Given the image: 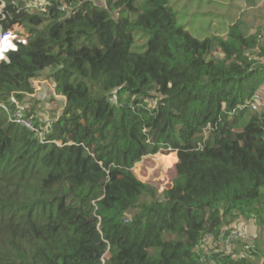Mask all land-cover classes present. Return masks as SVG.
I'll list each match as a JSON object with an SVG mask.
<instances>
[{"label": "trees", "instance_id": "trees-1", "mask_svg": "<svg viewBox=\"0 0 264 264\" xmlns=\"http://www.w3.org/2000/svg\"><path fill=\"white\" fill-rule=\"evenodd\" d=\"M26 1L0 0V30L27 35L0 61V264H264L256 237L200 247L240 216L264 230V38L239 22L195 38L167 0ZM46 69L64 104L40 143L2 104ZM161 151L175 176L158 192L134 166Z\"/></svg>", "mask_w": 264, "mask_h": 264}, {"label": "rangeland", "instance_id": "rangeland-1", "mask_svg": "<svg viewBox=\"0 0 264 264\" xmlns=\"http://www.w3.org/2000/svg\"><path fill=\"white\" fill-rule=\"evenodd\" d=\"M63 2L64 0H60ZM99 1V0H97ZM178 15V22L192 36L203 39L211 35L226 36L231 25L239 22L245 34L259 33L264 38V0H167ZM10 29L14 30L20 39L27 38L21 25L16 22ZM137 40L135 46L140 47L148 39V34L136 33ZM135 35V36H136ZM133 46V48L135 47ZM134 50V49H133ZM142 51V50H139ZM218 56L219 53H215ZM49 70L46 69L41 76L34 81L35 90L29 96L39 100L41 108L36 106V112L42 123L50 122L58 109L61 110L63 100L55 94L53 82L48 79ZM43 83V84H41ZM47 84L49 88L44 94L37 96L42 91L41 85ZM262 101L264 103V85L262 86ZM114 95L111 99L114 100ZM27 104L31 102L22 97L19 102ZM257 105V104H256ZM53 106V109H52ZM253 110V109H252ZM254 111V110H253ZM176 162V153L161 151L156 154L144 156L134 166L136 176L144 182H149L158 188V192L163 191L172 184L175 176L174 163ZM240 230L242 234L251 238L256 237L255 245L257 248L264 250V230L259 228L252 218L240 216L233 224L229 226ZM228 228V227H227ZM225 228H223L224 230ZM222 230V232H223ZM221 232V234H222ZM210 236V235H208ZM201 244L202 253L206 254L209 249L219 247L221 249L223 239L218 241L213 237H207ZM244 242L235 241L231 253L239 254L243 251ZM256 248V249H257ZM258 259V258H257ZM254 259L262 262L263 259Z\"/></svg>", "mask_w": 264, "mask_h": 264}, {"label": "built area", "instance_id": "built-area-1", "mask_svg": "<svg viewBox=\"0 0 264 264\" xmlns=\"http://www.w3.org/2000/svg\"><path fill=\"white\" fill-rule=\"evenodd\" d=\"M50 1L51 0H27L25 3V6L31 8V9H34L35 11H44L46 9L47 3H49ZM53 1H58V0H53ZM60 9H64V7L60 6ZM5 36H8L9 42L11 44H13L15 46V48L14 49L9 48L6 51H4L3 56L6 57V59H0V61H3V60L8 61L7 53L9 51L17 50L19 42H21L23 44H25L27 42L26 38L20 39L14 30L7 28L4 30H0V46L3 45V43H4L3 38ZM149 101H150L151 105L156 106L155 100L151 99ZM11 103H14V105H15V107L12 111L9 110V108L6 105L2 104L3 108L9 114V120L10 121L15 122V123L20 124V125H23L26 128L35 132V134L38 137V141L40 143H46L48 141L52 142V140L47 141V139H45V133L48 132L50 122L45 123V126H43L40 130H38L37 128H35L33 126V122L26 115L27 104H25L23 102H19L18 100H16L13 97L11 98ZM250 107H251V109H253L255 111L264 112V103L262 101L261 95H258V94L253 95V97L251 98V101H250ZM54 142L58 145L61 144L60 140H54ZM225 230H229V231H228L226 238L222 242V246H221L220 250H223L225 253H231V251L233 249V240H235L237 238H244V239L250 240L249 244L247 246H245V248L247 250H248V248L253 247L251 240L254 239L255 236L253 238H251L248 235L242 234V232L240 230H237L235 228H230V227L224 229L221 235H223Z\"/></svg>", "mask_w": 264, "mask_h": 264}, {"label": "crops", "instance_id": "crops-1", "mask_svg": "<svg viewBox=\"0 0 264 264\" xmlns=\"http://www.w3.org/2000/svg\"><path fill=\"white\" fill-rule=\"evenodd\" d=\"M41 84H43V83H41ZM41 88H42V91H40L41 93H38L37 94V96H39V95H43L44 93L43 92H47L48 91V89L47 88H49L48 87V85L47 84H44V85H41ZM54 89V88H53ZM55 92V91H54ZM56 94V93H55ZM59 96V95H58ZM62 100H63V103H62V105L64 104V98L62 97V96H59ZM27 100H29V102H31V104H34L35 103V106H37V107H39V108H41V107H43V106H41L40 105V101L39 100H36V98H32V97H30L29 95H28V97L26 98ZM61 108H62V106H61ZM52 109H53V106H52ZM32 111L34 110V108L32 107V109H31ZM61 110L60 109H58V112H56L55 113V115L57 116L58 115V113L60 112ZM34 116H36V117H38V119H41L42 117L41 116H39V113H37L36 112V107H35V110H34ZM56 116H54L55 118H56ZM53 120V119H52ZM51 119H50V121H52Z\"/></svg>", "mask_w": 264, "mask_h": 264}, {"label": "clouds", "instance_id": "clouds-1", "mask_svg": "<svg viewBox=\"0 0 264 264\" xmlns=\"http://www.w3.org/2000/svg\"><path fill=\"white\" fill-rule=\"evenodd\" d=\"M3 39H4V43L2 46H0V59H6V57L3 56L4 51H6L9 48H13V49L15 48V46L9 42L8 36H5Z\"/></svg>", "mask_w": 264, "mask_h": 264}]
</instances>
